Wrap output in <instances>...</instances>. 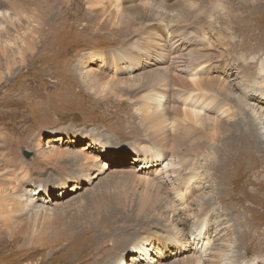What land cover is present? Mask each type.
I'll list each match as a JSON object with an SVG mask.
<instances>
[{
	"label": "bare ground",
	"instance_id": "6f19581e",
	"mask_svg": "<svg viewBox=\"0 0 264 264\" xmlns=\"http://www.w3.org/2000/svg\"><path fill=\"white\" fill-rule=\"evenodd\" d=\"M43 1L0 0V66L3 60L7 62L6 73L1 71L3 66L0 67V84L5 75L12 76L11 61L14 65L17 50L23 58L33 51V45L39 41L37 36L42 38L51 27H58L55 23H66L69 13L65 8L54 16L49 6L41 9ZM87 1L97 22L110 24L119 32L123 29L125 35L119 36V41L123 40L119 49L96 55L97 61L91 55L85 62L89 79L79 80L86 91L100 99L109 96L108 101L113 100L119 106L124 105V101L133 104L135 114L130 125L134 129L131 132L139 137L138 150L130 147L134 153L133 164L118 171L125 182L124 188L107 192H115L111 196L113 204L106 205L103 218L95 220L85 231L93 234L92 238L102 240L101 233L109 236L116 230L109 223L115 215L124 214L122 219L134 221L145 220L142 217L148 215L153 218L151 221L175 232L174 239L151 238L186 245L189 264H237L227 261L233 255L226 257L232 246L239 249L237 232L225 223L223 229L215 227L211 234L215 226L212 218L215 209L211 202L220 200L221 206L229 203L235 211L245 203L253 208L259 206L255 194L248 188L261 186V181L247 179L264 172V167L259 168V162L264 165V13H261L264 0H228L239 1L237 7L223 0ZM103 1L120 2L125 6H107ZM146 1L142 5H127ZM207 2L215 4L213 17L203 10ZM73 6L74 3L69 8ZM52 15L54 17L50 18ZM58 35H63V31ZM249 45L261 51V62H255L257 58L249 62L245 57L243 52L249 50ZM95 62L98 68L89 66ZM254 100V104H248ZM140 138L148 143L142 145ZM75 152L54 148L41 158L47 163L75 162L74 168L82 170L87 178L97 170L100 176L108 174L107 165L101 163L99 156L91 158L83 152ZM161 158L164 159L162 164ZM203 165L211 169L207 179ZM7 177L2 176L1 184ZM22 182L14 180L4 194L0 193L2 204L10 200L8 207L0 211L10 242L29 231V219L51 221L62 212L61 202L36 206L31 198L21 195L25 192ZM218 184L225 189L219 190ZM40 188L47 193L48 188ZM209 188L214 190L210 198ZM107 200L109 198L101 195L100 201ZM175 200L183 205L186 213L174 208L167 214L170 207L165 208V202ZM194 209L197 214H192ZM189 217L193 225L186 234L181 227ZM16 222L20 223L8 231ZM206 222L208 229L204 231L202 227ZM72 234L75 232H70L67 239L86 242L80 238L74 240L79 233ZM216 242H219L218 247ZM150 243L149 237L141 241L138 248L143 253L142 260L153 263ZM51 246L54 247L53 242Z\"/></svg>",
	"mask_w": 264,
	"mask_h": 264
},
{
	"label": "rangeland",
	"instance_id": "374dc122",
	"mask_svg": "<svg viewBox=\"0 0 264 264\" xmlns=\"http://www.w3.org/2000/svg\"><path fill=\"white\" fill-rule=\"evenodd\" d=\"M126 1L129 0L123 2ZM53 3H56L55 7ZM73 3L74 6L70 9ZM103 3L114 7L125 6L120 2ZM144 3L147 1L127 5ZM229 3L232 4L231 7L240 4L239 1ZM211 4L207 2L203 6L209 17H213L215 9V4ZM41 5L42 10L44 5L52 8L54 16L65 8L69 16L66 14L64 25L60 24L61 21L55 23L58 27H51L48 34L43 33L42 38L37 36L39 41L33 45V51L25 54L23 58L17 50L15 58L18 60L14 58V65L11 61L12 76L5 75L0 84V181L2 176H8L2 184L0 182V193L4 194L3 191L9 189L14 180H22L25 192L21 195L25 194L31 198L36 206L45 207V204L61 202L62 212L51 221L42 219L37 222L29 219V231L23 232L13 242L8 239L7 229L2 226L0 220V264H189L186 259L190 254L186 251V245L180 246L181 243L174 241L168 243L167 240L159 242L151 238L165 236L174 239L175 232L165 229L164 224L151 221L152 217L148 215L141 216L146 219L140 218L139 221L122 219L124 214L115 215L109 223L111 222L112 228L116 230L111 231L109 236L101 233V236H104L102 240L92 238L93 234L85 231L95 220L103 218L106 205L113 204L111 196H114L115 192H107L124 188L125 182L118 171L128 169L130 164H133L134 153L130 147L138 150L136 141L139 135L131 132L134 129L130 125L134 121L133 104L124 101L125 104L119 106V103L113 100L108 101L109 96L100 99L96 94L86 91L79 79H89V68H85L86 60L91 55L96 60V55L119 49L123 45L119 36L123 37L125 33L123 29L121 33L110 24L97 22L90 13L91 6L87 0H44ZM261 13H264V10ZM53 15L50 18L54 17ZM223 17L227 15L223 14ZM61 30L63 35L60 36L58 34ZM46 39L47 44H44ZM248 48L249 50L243 52L248 61L257 58L255 62H261L260 58L264 52L261 55V51L252 49L251 45ZM18 57L25 59L24 62L21 63ZM4 61L1 71L6 73L7 62ZM97 65L95 62L89 66L98 68ZM254 102L255 100L249 101L248 104ZM135 122L138 123L137 120ZM142 142V145L148 143ZM54 148L70 150L73 153L83 152L86 157L91 158L99 156L101 163L107 165L108 174L100 176L97 170L91 172L90 178H87L82 170L74 168L75 162H45L41 155ZM163 161L161 158L160 164ZM263 167L259 162L260 170ZM203 169L207 179L211 169L206 165H203ZM261 175H252L247 179L261 181L262 184L248 188L250 193L255 194L256 204L259 205L256 208L245 203L235 211L229 203L221 206L220 200L211 202L215 209L212 217L215 226L211 228V234L215 227L223 229V225L229 223L235 228L239 238V249L232 246L226 253V257L233 255L227 260L229 263L264 264V172H261ZM40 186L48 188L47 193ZM218 189L225 188L218 184ZM207 193L210 198L214 190L209 188ZM101 195L109 200L100 201ZM223 195L225 196V192ZM175 201L169 203L170 206L165 202L167 205L164 204V207H170L167 214L175 209L182 214L186 213L183 205L180 206L177 200ZM9 204L10 200H5L3 204L0 201V211L5 210ZM195 211L194 209L192 214H197ZM20 222L13 223L8 231ZM184 223L181 229L183 233L188 234L193 219L189 217ZM202 229H208L207 222ZM70 232H75L74 235L79 233L74 240L80 238L86 242L79 243L67 239ZM149 237L153 263L142 260L144 256L138 248L140 242ZM52 242L54 247L51 246ZM218 244L219 242H216L217 247ZM161 247L164 250H160Z\"/></svg>",
	"mask_w": 264,
	"mask_h": 264
}]
</instances>
